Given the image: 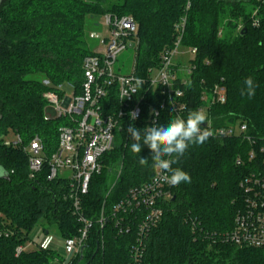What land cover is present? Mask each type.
<instances>
[{
    "label": "trees",
    "instance_id": "1",
    "mask_svg": "<svg viewBox=\"0 0 264 264\" xmlns=\"http://www.w3.org/2000/svg\"><path fill=\"white\" fill-rule=\"evenodd\" d=\"M187 3L189 7L186 8ZM255 12V14H254ZM130 17L137 32L130 37L135 49V76L148 78L160 53L172 48L175 25L186 18L181 45L195 48L187 85L177 83L179 100L190 110L206 108V120L214 129L246 125L251 142L240 136L210 137L191 145L179 164L190 175L189 183L171 189L163 217L145 240L143 264H264V248L244 247L210 237L230 231L243 201L241 182L254 167L248 154L264 143V1L261 0H3L0 5V165L9 178H0V264H50L54 250H15L30 240L41 219L55 226L61 238L78 234L79 225L63 199L64 183L46 180V167L28 178L27 155L22 146L38 136L48 154L57 147L63 118H47L43 94L70 84L80 92L82 62L92 51L88 21L105 14ZM254 20L258 21L255 26ZM92 24V23H91ZM252 76L255 96H241L244 80ZM48 82L47 84L45 83ZM216 85L225 90V102L213 103ZM140 118L122 122L115 130L113 149L102 157L103 168L92 176L83 213L95 219L102 207L124 198L130 188L150 180L151 150L142 145L132 153L135 141L127 132L166 124L177 114L178 101L163 88L144 86ZM207 96V101L202 100ZM162 105V107H161ZM154 110L156 122L151 124ZM12 132L22 145L4 144ZM140 158L148 159L146 167ZM240 162L237 163V160ZM195 227V229H194ZM193 228V230H192ZM46 231L47 229L44 228ZM4 232H10L6 237ZM133 235L119 236L114 223L93 224L85 246L71 264H129Z\"/></svg>",
    "mask_w": 264,
    "mask_h": 264
},
{
    "label": "built area",
    "instance_id": "2",
    "mask_svg": "<svg viewBox=\"0 0 264 264\" xmlns=\"http://www.w3.org/2000/svg\"><path fill=\"white\" fill-rule=\"evenodd\" d=\"M188 7L189 3L186 8ZM102 17L104 26L109 30V38L103 39L99 33H91L96 34L105 45L102 51L93 52L83 59L80 92L76 94L71 85V98L64 97L63 86L58 87V90L62 91L61 94L58 91H47L43 94L49 109L46 117L65 120V124L58 128L56 149L48 154L38 136L22 148L27 155L29 179H35L46 167L47 181L60 180L64 183L63 199L69 202L71 216L79 225L77 235L63 239L62 245L66 255L75 258L82 253L93 224L102 228L111 221L117 235H133L129 264H143L145 240L150 231L160 223L164 205L172 197L171 189L175 186L168 183L158 170L153 169L149 181L130 188L126 196L114 203L108 212L102 207L95 219L84 215L83 198L88 193L92 176L99 174L103 168L102 157L113 149L115 130L122 122H135L140 118L142 87L163 88V92L168 96L178 99L172 102V109L177 116L185 113L186 104L179 100L184 95L181 86L187 85V77L194 67L190 65L184 69L186 77H180V86L177 83L179 74L174 58L178 53L177 48L181 45L186 18L182 17L175 25L174 46L160 53L158 66L149 69L148 78H141L135 76L134 70L129 75H120L113 69L118 55L132 47L130 37L137 32L136 23L130 17H117L109 13ZM253 24L257 26L258 21L254 20ZM190 50L194 58L196 49ZM225 99L224 88L216 85L209 102L222 104ZM202 100L207 101V96L204 95ZM132 110L138 112V118L135 120L129 117ZM199 110L205 115V107ZM153 114L151 124L156 122L158 111L154 110ZM201 127L209 129L212 132L211 137L222 139L242 135L245 140L253 143L245 135V124L214 129L207 119ZM4 144L22 145L19 136H16L15 140L4 138ZM248 160L253 163L254 169L240 184L243 201L234 215L233 227L230 231L210 237L238 246L264 248V143L254 145L248 154ZM239 162L240 159L237 160V163ZM9 233L4 232V235L7 237ZM51 238L49 232L41 228L35 237L28 241V245L16 248L15 255L18 256L30 245L47 249Z\"/></svg>",
    "mask_w": 264,
    "mask_h": 264
},
{
    "label": "clouds",
    "instance_id": "3",
    "mask_svg": "<svg viewBox=\"0 0 264 264\" xmlns=\"http://www.w3.org/2000/svg\"><path fill=\"white\" fill-rule=\"evenodd\" d=\"M245 87L241 89V96L249 99L255 96L257 84L252 76L244 80ZM132 120L138 118V112H129ZM206 116L200 110H190L186 117L176 116L166 124H158L152 127L138 129L129 126L127 132L135 141L131 143L132 153L139 154L142 145H146L151 150L152 167L158 170L163 178L173 186L181 183H189L190 175L181 167L173 168L172 165L179 164L181 157L187 152L191 145H202L211 136L212 132L201 126L205 123ZM139 165L146 167L148 159L140 158ZM7 170L0 165V177L6 176Z\"/></svg>",
    "mask_w": 264,
    "mask_h": 264
},
{
    "label": "rangeland",
    "instance_id": "4",
    "mask_svg": "<svg viewBox=\"0 0 264 264\" xmlns=\"http://www.w3.org/2000/svg\"><path fill=\"white\" fill-rule=\"evenodd\" d=\"M92 26L94 27L93 31L95 33H99L103 39L109 38V30L107 27L104 26L103 17L94 18L93 20H89L87 31H89V29ZM87 39H88L89 47L92 51L100 52L104 48L105 44H102L100 42V39L97 38L96 34H91V32L89 31ZM176 52L178 53L176 54L174 58V63L178 68L177 73L181 75L182 77H186L184 69L190 66V61L193 59V55L191 53L190 48L184 47L182 45H180L177 48ZM134 63H135V49L133 47H128L127 49H125L118 55L117 61L113 69L117 74L129 75L134 70ZM62 91L64 92V97H68V98L72 97L73 88L71 87L70 84L63 85ZM4 138L7 140H15L16 136L12 132H9L7 136H4ZM41 228L42 229L46 228L47 229L46 231L49 232V236L52 237L49 248L43 249V250H54L57 252V256L51 261L50 264H63L64 262L72 263L73 258L71 256L66 255V253L64 252L63 245H62L63 238H61V236L59 235L56 227L49 225L45 221V219H41L39 221L34 231L31 233L30 241L35 237L36 233ZM28 244L29 242L27 241L25 245H28ZM28 249L29 250L39 249V247L35 245H30L28 246Z\"/></svg>",
    "mask_w": 264,
    "mask_h": 264
},
{
    "label": "water",
    "instance_id": "5",
    "mask_svg": "<svg viewBox=\"0 0 264 264\" xmlns=\"http://www.w3.org/2000/svg\"><path fill=\"white\" fill-rule=\"evenodd\" d=\"M0 178H9V174H7L6 176L0 177Z\"/></svg>",
    "mask_w": 264,
    "mask_h": 264
},
{
    "label": "flooded vegetation",
    "instance_id": "6",
    "mask_svg": "<svg viewBox=\"0 0 264 264\" xmlns=\"http://www.w3.org/2000/svg\"><path fill=\"white\" fill-rule=\"evenodd\" d=\"M2 2H3V0H0V5H1Z\"/></svg>",
    "mask_w": 264,
    "mask_h": 264
},
{
    "label": "crops",
    "instance_id": "7",
    "mask_svg": "<svg viewBox=\"0 0 264 264\" xmlns=\"http://www.w3.org/2000/svg\"><path fill=\"white\" fill-rule=\"evenodd\" d=\"M90 32L92 33V32H94V31L92 30V31H90Z\"/></svg>",
    "mask_w": 264,
    "mask_h": 264
}]
</instances>
